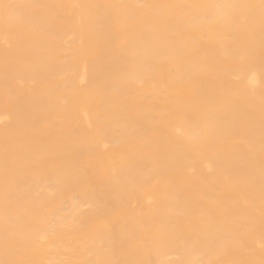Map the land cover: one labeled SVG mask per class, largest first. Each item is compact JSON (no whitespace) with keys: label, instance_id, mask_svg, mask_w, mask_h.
<instances>
[{"label":"bare ground","instance_id":"bare-ground-1","mask_svg":"<svg viewBox=\"0 0 264 264\" xmlns=\"http://www.w3.org/2000/svg\"><path fill=\"white\" fill-rule=\"evenodd\" d=\"M0 264H264V0H0Z\"/></svg>","mask_w":264,"mask_h":264}]
</instances>
